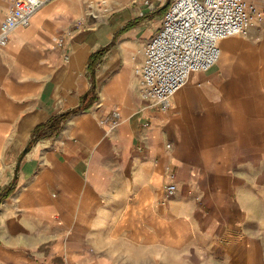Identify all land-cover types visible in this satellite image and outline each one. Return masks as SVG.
Returning a JSON list of instances; mask_svg holds the SVG:
<instances>
[{
	"label": "crops",
	"instance_id": "0c3cea01",
	"mask_svg": "<svg viewBox=\"0 0 264 264\" xmlns=\"http://www.w3.org/2000/svg\"><path fill=\"white\" fill-rule=\"evenodd\" d=\"M41 1L0 48V264H264V29L159 111L137 70L166 8Z\"/></svg>",
	"mask_w": 264,
	"mask_h": 264
},
{
	"label": "built area",
	"instance_id": "2783aa9c",
	"mask_svg": "<svg viewBox=\"0 0 264 264\" xmlns=\"http://www.w3.org/2000/svg\"><path fill=\"white\" fill-rule=\"evenodd\" d=\"M90 15L103 10L99 0H84ZM8 8L0 23V48L16 27H27L41 0H7ZM151 14L166 0H138ZM257 11V12H256ZM264 22V9H256L248 0H170L159 27L143 47V62L137 73L141 79L140 96L159 111H167L171 99L193 73L206 72L217 64L219 43L227 38L245 36L251 26V14ZM141 12L140 16H144ZM121 118L118 108L111 111L106 124L113 128ZM174 178L173 174L170 175ZM172 183L164 187L163 199L174 195ZM163 201V202H164Z\"/></svg>",
	"mask_w": 264,
	"mask_h": 264
},
{
	"label": "trees",
	"instance_id": "16d2710c",
	"mask_svg": "<svg viewBox=\"0 0 264 264\" xmlns=\"http://www.w3.org/2000/svg\"><path fill=\"white\" fill-rule=\"evenodd\" d=\"M166 7H162L161 9H165ZM104 50H99L95 53H93L90 57H89V69H92V65H95L96 62L100 59L101 55L103 54ZM82 107H79L75 110H73L72 112H76L78 110H81ZM72 112H67L64 114H61L58 118L50 120L47 124H43L41 126H38L37 128H35L34 132H38L40 130H47L49 134H53L56 133L59 128L61 123L69 116V114H71ZM32 140L29 141L28 146H30L32 144ZM10 188H8L7 190H5V192L3 193V195H1V197H6L9 192H10Z\"/></svg>",
	"mask_w": 264,
	"mask_h": 264
},
{
	"label": "rangeland",
	"instance_id": "374dc122",
	"mask_svg": "<svg viewBox=\"0 0 264 264\" xmlns=\"http://www.w3.org/2000/svg\"><path fill=\"white\" fill-rule=\"evenodd\" d=\"M169 1L170 0H166V3H168ZM248 1L251 2L253 4V6H255V8L257 10L258 9H264V0H248ZM166 3H165V5H166ZM256 12H253L251 14L252 23H251V26L249 27V30L250 29H254L256 31H261L262 29H264V22L261 23V22H258L257 21V19H256ZM149 27H150V24L148 25L147 28H149Z\"/></svg>",
	"mask_w": 264,
	"mask_h": 264
},
{
	"label": "water",
	"instance_id": "95a60500",
	"mask_svg": "<svg viewBox=\"0 0 264 264\" xmlns=\"http://www.w3.org/2000/svg\"><path fill=\"white\" fill-rule=\"evenodd\" d=\"M167 4H168V3H166V5H163L162 7H167Z\"/></svg>",
	"mask_w": 264,
	"mask_h": 264
},
{
	"label": "bare ground",
	"instance_id": "6f19581e",
	"mask_svg": "<svg viewBox=\"0 0 264 264\" xmlns=\"http://www.w3.org/2000/svg\"><path fill=\"white\" fill-rule=\"evenodd\" d=\"M224 40H225V39H224ZM222 41H223V40H222ZM222 41H221V42H222Z\"/></svg>",
	"mask_w": 264,
	"mask_h": 264
}]
</instances>
